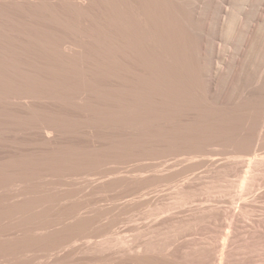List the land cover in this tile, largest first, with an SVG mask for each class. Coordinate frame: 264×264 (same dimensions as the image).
<instances>
[{"label": "bare ground", "instance_id": "obj_1", "mask_svg": "<svg viewBox=\"0 0 264 264\" xmlns=\"http://www.w3.org/2000/svg\"><path fill=\"white\" fill-rule=\"evenodd\" d=\"M98 2L107 8L108 27L122 30L123 49L110 28L102 46V22L93 10ZM18 3L23 16L14 60V31L0 34V80L9 79L0 82V264H264V212L256 205L264 191L253 193L264 167L256 153L264 99L250 110L214 99L212 112H221L223 127L236 115H247V127L240 137L211 135L216 114L199 107L215 80H208L187 31L167 36L158 54L145 24L131 13V0ZM36 4L46 23L44 35L31 40ZM229 4L218 18L198 22L201 33H214L209 66L217 71L241 63L252 33L245 30L246 0H237L235 10ZM69 14L83 19L68 29L74 37L59 28ZM236 34L244 36L241 42L237 36L239 44ZM221 142L232 144L231 160L247 163L233 183L227 176L240 167L207 160ZM143 156L164 160L141 166L150 176L141 170L116 175L120 163ZM202 158L212 174L205 182L195 172ZM76 175L98 177L90 178L89 191L81 183L80 194L68 187ZM161 186L170 188V201ZM109 208L118 209L114 217ZM208 218L223 226L217 248L202 224Z\"/></svg>", "mask_w": 264, "mask_h": 264}, {"label": "rangeland", "instance_id": "obj_2", "mask_svg": "<svg viewBox=\"0 0 264 264\" xmlns=\"http://www.w3.org/2000/svg\"><path fill=\"white\" fill-rule=\"evenodd\" d=\"M99 1H102V0H99ZM103 1H106V0H103ZM119 1L123 2L127 0H119ZM131 2H132L131 13L134 14L136 18H139L145 24L146 29L149 33V47L152 50H154L156 53L160 54L163 48L164 40L169 35H172V38L174 39L178 36L179 33H182V30H185L193 37L194 42H195L194 45L196 47V56L201 61L205 62L202 68L205 70L208 80H211V81L215 80V84L213 85L214 87L208 91V93L206 94L204 98L200 100L201 101V105L199 107L200 112L209 111L211 116H213L215 112H212V111H214L215 109L214 107H212L213 106L212 101L214 99L221 101V104H224V105H226L227 102L230 100V102H233L236 104V107L243 106L244 108L248 110L253 108L257 99L260 98L259 99L260 101L264 99V22H262L264 21V0H246L245 14H246V18L249 21L248 23L249 25H247V27H250V28L246 27L245 30L247 29L252 30L251 36L249 35V37L247 38L249 40L248 41L249 43H247L248 48H246L244 57L242 58L241 63L236 68L230 69L226 67L224 68L223 71H217L216 64H214L213 67L209 66V61H210L209 50H211V48L213 47L215 36H214V33L212 32L201 33L200 32L201 26L198 24V22L203 17H209L213 19L218 18L224 13L223 7L227 3H230L229 5H231V8L235 10L237 0H131ZM67 8L70 9V7H67ZM93 10L97 12L99 16V20L102 22V29L100 30L101 35H102V42H103L102 46H105V42L108 39L106 36L107 34L106 30L108 31L110 28L113 33H117L119 35V39H120L119 47L123 49L122 46H123V41L125 39V36L122 30L118 27V25L110 24L108 27L106 23V17L108 15H107V8L105 7V5L102 2H98L97 5L95 4L93 6ZM45 13H46L45 11L39 10L38 4L34 6V12H33V16L31 17V21L35 25L36 29L29 36L31 40L35 37L39 38L44 35V27L46 23ZM21 16H23V10H22L21 4L18 3V0H0V34L4 28H7L9 31H14V34L12 35V39L10 41V46L13 51L9 55V57L13 60H14L13 54L19 53L20 43H19V39L17 36L18 34L17 31L19 30L20 25H21L20 24ZM69 16H71V18H68L67 20L63 22V24L59 25V28L60 29L64 28L65 30H67L66 31L67 33H70L68 29L71 28L73 25L77 28L79 27L80 22H83V19L74 17L72 14H69ZM95 28L96 27L93 24L89 25V29L91 31H94ZM66 32L65 31L63 32L64 35L67 34ZM70 34H71L70 35L71 37H74V34L73 35L72 33ZM70 36H68L67 38L71 39ZM237 36L240 37V40H238L239 42H241V39L244 37L242 36V34H236L234 37V44H239V42H237V39H239ZM219 38L224 39V35L221 34L217 38L218 42L220 40ZM175 41H176L175 43L177 46H182V43H181L182 41L180 40H175ZM29 51H37V50H35L33 46H31L29 48ZM2 66L4 65L0 63V68ZM8 80L9 79L0 80V82H7ZM261 102H264V100H262ZM220 113L221 112L215 113L216 115L212 119V121L215 122V124L211 125L207 130L210 132L211 135L213 133H217V135L218 133H223L225 136L227 135L230 137H240L245 132L246 127H247V122H246L247 115L245 116L236 115L231 125L227 127H223L220 122V118H221ZM231 145H232L231 143L225 144L223 142L218 143V144H213V146H211L210 149L212 150L213 153L215 152L217 155L214 154L215 156L214 155L210 156L209 158H207V160L216 158V163L218 162L221 163L222 161L224 162L232 161V163L236 164L237 169L238 167H240L238 170L231 171L232 173L230 172L227 176L228 180L229 181L231 180L230 182L233 183L235 182L236 179L241 177L242 174L244 175V171L247 169V165H246L247 163L245 164V162H242V160H239V159H235L233 161L229 158L230 155L228 152L231 150V147H230ZM212 147H214L215 149ZM256 148H257L256 153L257 154L261 153L259 156H264V136L261 138V140L258 141ZM226 152L228 155L224 154ZM218 153L221 156H219ZM143 157L136 158L133 160V162L131 160H128V162L130 161L129 165H128V162H124V164L120 163L123 166V168H119L121 167V165L119 164L118 173L116 175H121V173L122 175H128V174L131 175V174L137 173L138 171L139 172L142 171V175L147 174L146 176H150L149 174H151V172H149L148 168H146L145 166L153 165V162L154 163L156 162L155 164H159V163L161 164L163 162L162 160H164L162 158L160 159V157H158L159 159L157 160L156 158H150V157L145 156L144 158L147 157L149 158V160L151 159L150 160V162H152L151 164L147 158H146L147 160H145ZM225 158H228V159L224 160ZM139 159L142 161L140 162ZM200 159L198 158V160ZM203 159H206V158H202L201 161H203ZM136 160L139 163L134 162ZM205 161H203V163L199 165L200 167L198 166V168L195 171L202 177V180L204 179L203 180L204 182L208 181L210 177L212 176V174L208 172V169H209L208 164L210 163V161L208 162L206 161L208 164H206ZM136 164H138V166L142 164L140 165V167L143 166V164H145V166L140 168L136 166ZM242 165L244 166L242 167ZM245 166H246V169L244 168ZM137 167H138V170H137ZM241 167L244 169H242ZM142 169L145 170V173ZM132 170L134 171L136 170V171L134 172ZM263 173H264V167L262 171H260L259 173L260 176L257 177L258 178L257 183H256L257 189L254 188L253 193L260 192L261 190L264 191V174ZM112 175L114 174L107 175L106 177H112ZM86 176H88L87 179L85 178ZM86 176L80 175L79 177L78 175H76L75 177L69 179L68 181H70L71 183H74V181H76L74 184L77 186V188H75L76 186L74 187V184L73 185L71 184L68 187L74 188L75 190L79 191L80 194H84V190L86 187H87L86 191H89L90 185L92 183L90 180L98 176H95V175L94 176L86 175ZM203 177H207V178H203ZM74 178H76V180ZM71 180H74V181H71ZM94 180L95 179H93V182ZM81 183L85 185L83 186L85 188H82ZM87 184L88 185L90 184V185L88 186ZM79 187L82 190H79ZM166 188L167 186H163L160 190L163 191V193L165 192L164 201H165V198L167 199L166 201H170L172 199V198L170 199V196L172 197V194H170L171 190H168L170 189L168 187L167 189L168 191H167ZM237 192L238 191H233L232 195L234 194L236 196ZM110 194H114V193H110ZM262 196L263 195L259 193V198L257 199V203H256L257 208H258V213L264 212V197L262 198ZM168 197L170 200L168 199ZM227 199H230V197H227ZM102 202L108 204L105 201H102ZM108 202H109L108 206L110 208L114 206V205L112 206L110 205V201ZM110 208H109L110 210L109 214L111 212H113L114 214L116 212L115 209L117 208L115 209L114 208L110 209ZM93 209L92 211L90 208L88 209L89 211L92 212V214L88 210L87 211L91 215H93V213L95 214L96 213L95 211L97 210L95 209L94 211ZM87 211L85 210L84 213H86ZM117 212H118V209H117ZM89 213H86V214L90 215ZM112 216L113 215H111V217ZM210 221L211 220H209V218L205 219L204 222H202V224L209 225L206 235L208 236L210 235L212 237L214 248H217L218 246L216 245L219 244L217 236L222 231L223 226L220 227L219 225L218 227L217 226L215 227V225ZM211 227L213 229L215 228V231Z\"/></svg>", "mask_w": 264, "mask_h": 264}]
</instances>
